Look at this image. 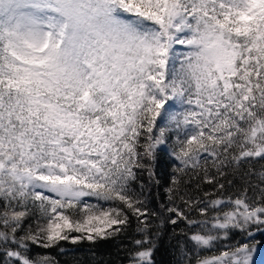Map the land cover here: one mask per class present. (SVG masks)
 I'll return each mask as SVG.
<instances>
[{"label":"snow or ice","instance_id":"6c2138e0","mask_svg":"<svg viewBox=\"0 0 264 264\" xmlns=\"http://www.w3.org/2000/svg\"><path fill=\"white\" fill-rule=\"evenodd\" d=\"M169 227L174 264L264 254V0H0V264Z\"/></svg>","mask_w":264,"mask_h":264},{"label":"trees","instance_id":"16d2710c","mask_svg":"<svg viewBox=\"0 0 264 264\" xmlns=\"http://www.w3.org/2000/svg\"><path fill=\"white\" fill-rule=\"evenodd\" d=\"M165 167L162 161L158 170L164 171ZM236 239H240V237L237 236ZM175 242L169 227L159 242L156 252L157 264H174L172 245ZM125 243L127 242L125 241ZM65 247L68 249L67 254L53 252V255L59 260V264H123L124 262V253L119 248V241H102L95 246L88 242H82L75 246L65 243ZM34 251L43 250L35 249Z\"/></svg>","mask_w":264,"mask_h":264},{"label":"rangeland","instance_id":"374dc122","mask_svg":"<svg viewBox=\"0 0 264 264\" xmlns=\"http://www.w3.org/2000/svg\"><path fill=\"white\" fill-rule=\"evenodd\" d=\"M259 264H264V254L259 257Z\"/></svg>","mask_w":264,"mask_h":264}]
</instances>
